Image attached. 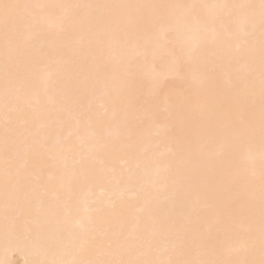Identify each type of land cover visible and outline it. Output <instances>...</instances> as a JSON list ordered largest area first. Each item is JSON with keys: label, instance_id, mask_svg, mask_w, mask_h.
Segmentation results:
<instances>
[{"label": "bare ground", "instance_id": "bare-ground-1", "mask_svg": "<svg viewBox=\"0 0 264 264\" xmlns=\"http://www.w3.org/2000/svg\"><path fill=\"white\" fill-rule=\"evenodd\" d=\"M0 262L255 261L261 0H6Z\"/></svg>", "mask_w": 264, "mask_h": 264}, {"label": "snow or ice", "instance_id": "snow-or-ice-1", "mask_svg": "<svg viewBox=\"0 0 264 264\" xmlns=\"http://www.w3.org/2000/svg\"><path fill=\"white\" fill-rule=\"evenodd\" d=\"M34 7L30 5H21L17 3H9L6 0H0V23L3 25L5 35L10 31L17 30L25 21L26 17L21 15L20 9ZM261 10L264 14V0H261ZM262 117H264V108H262ZM262 216H264V204H262ZM262 234H264V226H262ZM5 264V262H0ZM36 264H50L49 261L38 260ZM51 264H256L255 261H206V260H168V261H153V260H120L116 262H101V261H86L80 259H65ZM259 264H264V241H262V258Z\"/></svg>", "mask_w": 264, "mask_h": 264}]
</instances>
